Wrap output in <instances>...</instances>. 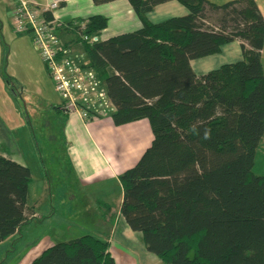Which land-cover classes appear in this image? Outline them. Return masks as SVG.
Returning <instances> with one entry per match:
<instances>
[{"label": "trees", "instance_id": "1", "mask_svg": "<svg viewBox=\"0 0 264 264\" xmlns=\"http://www.w3.org/2000/svg\"><path fill=\"white\" fill-rule=\"evenodd\" d=\"M168 1L129 0L141 28L107 41L98 38L104 16L67 27L105 86L113 124L144 119L152 128L151 146L120 176L121 215L162 263L264 264V176L254 172L264 136L263 15L255 0H176L189 14L152 24L147 14ZM235 41L243 60L204 76L192 70L191 61ZM30 173L0 154V243L35 214ZM109 243L83 235L30 264H117Z\"/></svg>", "mask_w": 264, "mask_h": 264}, {"label": "crops", "instance_id": "2", "mask_svg": "<svg viewBox=\"0 0 264 264\" xmlns=\"http://www.w3.org/2000/svg\"><path fill=\"white\" fill-rule=\"evenodd\" d=\"M35 1L37 4L43 6L52 0ZM208 1L212 4L220 5L232 0ZM255 2L264 19V0H255ZM16 4L15 0H0V154L7 159L29 167L31 170L30 174H32L33 167L31 162L25 158L23 152L27 150V152H31V156L37 152L38 144L35 137L36 127L38 126L36 125L41 126L39 131L43 134L42 137L46 138L48 126H51L53 123L48 125L45 117L42 119V113L38 110L37 104H35V108H32L30 105L31 97H24L22 95V102H24L23 109L19 106H9L10 102L12 100L16 101V98L21 96V94L18 90H15L13 78H2L5 62L8 65L9 59V56L6 57L4 53H6L7 47L13 50L15 46L19 54H21V47L23 50L30 52L32 46L29 40L30 38L33 39L31 32H17L14 29ZM134 11L129 0H114L113 2L101 5H96L92 0H70L52 12L51 16L53 18L54 31L59 40L64 44V47L67 48L69 57L78 63H82L85 67L91 68L87 66V54L84 51L83 44L77 40L78 35L67 27L71 24L77 25L80 22L86 23L92 16H104L109 20V23L98 38L101 41H107L118 35L131 33L141 28L140 19ZM188 14L189 10L184 5L176 0H172L156 6L154 10L147 14V18L152 24H157ZM239 43V41H235L224 44L219 54L191 61L192 70L197 75L204 76V74L223 65L243 60L241 44ZM35 52L38 56L34 55L32 57L33 59L36 58L35 65L36 71L39 74L38 77L47 79L45 77L48 74L46 64L41 59L36 48ZM261 54L264 68V46ZM20 90L22 93L25 91L22 88ZM39 93L41 95L42 91L40 90ZM64 106L63 100L61 104H52L54 111L52 112L54 113L52 120L57 121L55 125L59 126L58 131L61 132L60 137H62L61 140L65 146L64 148H66L67 161L71 168L69 173L74 175V178L78 180V186L77 184H72L77 194L71 196L74 199L78 198L76 205L96 204V208L99 211L98 218L100 219L98 220L100 221L99 228L101 230L99 231L100 236L98 238L110 242L111 253L117 264H165L156 255L151 254L147 250L145 244L142 242L141 233L132 231L125 219H123L120 211V206L123 202V188L120 183V176L127 169L135 167L140 157L151 146L150 144L153 142L154 135L149 121L143 119L126 125L115 126L112 122V116H110L99 117L85 123L80 115L67 112ZM16 110L20 113L25 111L23 113L25 114L24 122L16 120L14 114ZM21 126H23V130H21ZM51 130L54 129L52 128ZM260 140L261 142L256 151L254 172L257 175L264 176V169L260 168V172L256 171L257 164L264 166V136ZM32 179L34 181L33 174ZM112 180L114 181L112 182L113 184H108ZM31 185H33V182ZM31 185L28 199L29 205L34 208L35 212L31 219L33 220L40 218L37 208L43 200L37 198L34 203H31L33 200ZM114 185L116 186L115 193L113 192ZM42 194L40 196L41 199L49 198L52 200L48 191L45 190ZM113 204L118 208V212L116 213L117 218H115L116 216L113 217ZM49 210H52L51 214L53 215L55 212L54 207L51 206ZM31 227V225L26 227L23 225L18 233L22 229ZM69 227L71 230V226ZM54 244H56L54 241H48L47 239L39 241L33 246L35 256L38 257L43 251ZM30 263L31 261L29 260L28 264Z\"/></svg>", "mask_w": 264, "mask_h": 264}, {"label": "rangeland", "instance_id": "3", "mask_svg": "<svg viewBox=\"0 0 264 264\" xmlns=\"http://www.w3.org/2000/svg\"><path fill=\"white\" fill-rule=\"evenodd\" d=\"M30 38V44L32 50L27 52L21 47L20 53L16 51V46L11 49L6 48L5 56H9L8 65L5 62V70L2 78L11 77L14 80V88L18 90L21 96L16 98V101H11L9 106L24 108V102H22V95L24 97H31V106L35 108V104L38 105V110L42 113V119L45 117L47 124L53 123L48 126V132L46 138H43V134L39 131L40 125H36V137L38 148L34 155H30L31 152L24 150L25 158L31 162L34 181L31 185V196L34 203L37 198L43 200L40 202L37 210L40 218L28 221L24 227L31 225V228L22 229L20 233L13 235V237L7 239L3 243H0V264H28L29 260L32 261L36 254L33 250L39 241L48 240L57 242H67L73 237V239L81 237L83 235L100 236V228L98 219V210L96 204L91 205L79 204L76 205L78 198L71 197L73 194H77L72 184H77L78 180L71 175L70 165L67 161V151L62 144L60 137L61 132L59 126H56V120H52L54 113L52 104H61V96L56 92L54 81L46 74V78L38 77L39 74L36 71V58L32 56L37 55L33 45V41ZM25 48V47H24ZM40 60V59H39ZM2 85L5 86L4 83ZM25 90L24 93L20 89ZM42 91L41 95L39 91ZM35 101V102H34ZM25 111L21 113L15 111V118L18 122H24ZM54 130H51V129ZM23 130V126H21ZM26 142V141H25ZM43 163H42V162ZM41 163V164H40ZM261 163V162H259ZM264 169V166L257 164V172ZM114 180V179H113ZM111 183L108 184H113ZM78 186V184H77ZM120 189V188H119ZM48 191L49 198L41 199L42 193ZM118 191V190H117ZM74 192V193H73ZM81 192V190H79ZM113 192H116V186L113 187ZM121 192V191H120ZM43 195V194H42ZM116 203L115 200H113ZM51 206L54 207V214L52 210H49ZM113 217L117 218L116 213L118 208L113 204ZM71 226V230L70 227ZM72 234V236H71ZM71 236L70 238H67ZM31 251V252H30ZM30 252V253H29Z\"/></svg>", "mask_w": 264, "mask_h": 264}, {"label": "built area", "instance_id": "4", "mask_svg": "<svg viewBox=\"0 0 264 264\" xmlns=\"http://www.w3.org/2000/svg\"><path fill=\"white\" fill-rule=\"evenodd\" d=\"M15 28L17 32H31L33 43L46 64L48 76L54 81L56 92L62 97L69 113L81 116L85 123L110 117L114 106L98 74L69 57V52L54 31L53 21H48L60 6L70 0H52L41 6L35 0H15ZM82 30L85 27L82 25ZM81 39L91 41L83 34ZM97 41L98 38H92Z\"/></svg>", "mask_w": 264, "mask_h": 264}]
</instances>
